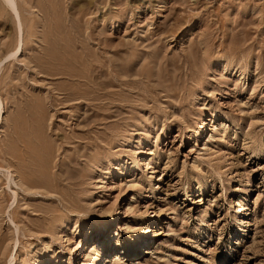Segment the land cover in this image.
<instances>
[{
    "label": "rangeland",
    "instance_id": "374dc122",
    "mask_svg": "<svg viewBox=\"0 0 264 264\" xmlns=\"http://www.w3.org/2000/svg\"><path fill=\"white\" fill-rule=\"evenodd\" d=\"M11 3L0 264H264V0Z\"/></svg>",
    "mask_w": 264,
    "mask_h": 264
},
{
    "label": "bare ground",
    "instance_id": "6f19581e",
    "mask_svg": "<svg viewBox=\"0 0 264 264\" xmlns=\"http://www.w3.org/2000/svg\"><path fill=\"white\" fill-rule=\"evenodd\" d=\"M8 2H10L11 3V0H7ZM12 4V3H11ZM19 28V27H18ZM19 30H20V28H19ZM19 32V31H18ZM20 34V33H19ZM20 38V37H19ZM18 42H20V41H18ZM18 48L16 49V51L14 52V53H11L10 54V56H13L18 50H19V48H20V43L18 44V46H17ZM240 209V208H239ZM235 221L237 222V223H239L240 224V219H235ZM145 236V235H144ZM143 236V237H144ZM144 242V240L142 239V243ZM126 249V248H125ZM130 251L131 253L133 252V251H135V249H134V247H132V248H128V249H126L125 251ZM129 253V252H128Z\"/></svg>",
    "mask_w": 264,
    "mask_h": 264
}]
</instances>
